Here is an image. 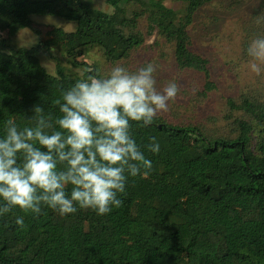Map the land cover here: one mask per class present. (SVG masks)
<instances>
[{
    "label": "trees",
    "instance_id": "trees-1",
    "mask_svg": "<svg viewBox=\"0 0 264 264\" xmlns=\"http://www.w3.org/2000/svg\"><path fill=\"white\" fill-rule=\"evenodd\" d=\"M164 1L103 0L107 12L95 0H0V33L13 37L28 29L38 38L30 50L0 49V138L9 119L20 130L35 127L36 106L61 130L56 101L63 103L65 91L95 76L93 66L79 60L81 48L128 58L142 43L136 27L144 14L156 15L158 35L173 46L177 69L208 78L207 62L190 49L186 27L213 0H182L178 11ZM33 17L72 22L75 29L45 25L43 34ZM262 36L264 15L255 14L242 42L245 56L251 41ZM42 49L87 69L82 75L62 69L49 75L36 56ZM203 87L202 96L214 89L210 82ZM226 107L220 126L212 128L161 116L147 126L130 121L131 138L152 161L147 178L126 173L121 206L106 215L78 205L63 216L44 205L40 214L13 208L0 215V264H264V98L245 95L238 102L229 99ZM152 137L158 153L148 149ZM66 192L70 196L71 185ZM131 222L142 226L140 234L129 231Z\"/></svg>",
    "mask_w": 264,
    "mask_h": 264
},
{
    "label": "clouds",
    "instance_id": "clouds-1",
    "mask_svg": "<svg viewBox=\"0 0 264 264\" xmlns=\"http://www.w3.org/2000/svg\"><path fill=\"white\" fill-rule=\"evenodd\" d=\"M247 54L251 71L259 76L264 71V37L253 39ZM155 71L152 64L135 72L116 65L105 78L76 82L63 93V103L56 101L62 116L55 125L61 130H55L40 106L34 108L35 127L20 130L9 119L0 138V215L13 208L40 214L42 205L61 216L75 213L77 205L97 215L119 208L126 173L147 178L152 169V161L129 134L130 121L150 125L168 112L180 91L175 82L158 90ZM148 149L160 151L155 137ZM16 224L23 226V218Z\"/></svg>",
    "mask_w": 264,
    "mask_h": 264
},
{
    "label": "rangeland",
    "instance_id": "rangeland-1",
    "mask_svg": "<svg viewBox=\"0 0 264 264\" xmlns=\"http://www.w3.org/2000/svg\"><path fill=\"white\" fill-rule=\"evenodd\" d=\"M95 2L101 11L110 12L103 0ZM163 5L178 11L184 2L165 0ZM255 14L260 18L264 15V0H213L193 14L191 23L186 27L190 49L206 60L208 78L200 73L177 69L173 46L158 35V19L151 14H144L137 21L136 33L142 43L128 58L115 60L111 53L106 54L97 47L87 45L81 48L82 57L79 60L86 66H93L97 78L107 77L116 65L135 72L152 64L156 68L154 77L158 90L170 82H175L180 90L177 98L169 102L168 112L158 116L175 124L191 122L209 128L218 127L229 99L238 102L245 95L264 98V71L259 76L255 75L249 67L251 58L245 56L242 49L245 30ZM115 20L120 21L119 17ZM54 26L67 33L75 29L74 23L62 20ZM39 30L44 34L49 29L43 25ZM0 39V49L6 53L30 50L38 45V38L28 29L13 37L0 33ZM36 56L49 75H57L58 69L82 75L87 69L85 65L70 66L66 56L56 51L42 49ZM207 82L213 84L214 89L202 96L203 85ZM129 231L138 235L142 226L131 222Z\"/></svg>",
    "mask_w": 264,
    "mask_h": 264
},
{
    "label": "water",
    "instance_id": "water-1",
    "mask_svg": "<svg viewBox=\"0 0 264 264\" xmlns=\"http://www.w3.org/2000/svg\"><path fill=\"white\" fill-rule=\"evenodd\" d=\"M32 21L40 25H55L59 20L50 17H33Z\"/></svg>",
    "mask_w": 264,
    "mask_h": 264
}]
</instances>
